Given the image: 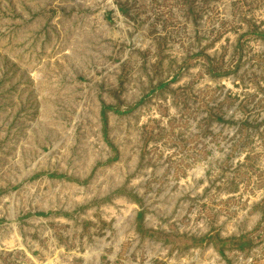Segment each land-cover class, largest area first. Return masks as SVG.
I'll return each mask as SVG.
<instances>
[{
    "label": "rangeland",
    "instance_id": "obj_1",
    "mask_svg": "<svg viewBox=\"0 0 264 264\" xmlns=\"http://www.w3.org/2000/svg\"><path fill=\"white\" fill-rule=\"evenodd\" d=\"M0 264H264V0H0Z\"/></svg>",
    "mask_w": 264,
    "mask_h": 264
}]
</instances>
